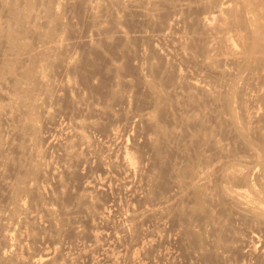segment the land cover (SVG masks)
<instances>
[{
	"label": "bare ground",
	"instance_id": "6f19581e",
	"mask_svg": "<svg viewBox=\"0 0 264 264\" xmlns=\"http://www.w3.org/2000/svg\"><path fill=\"white\" fill-rule=\"evenodd\" d=\"M80 19L85 20L87 25L85 28L90 34L85 29L84 33L87 34L78 38L75 35L79 33L75 24ZM146 26L153 27L154 31L151 29L153 33L148 34L147 31L150 29L146 31ZM160 40L169 42L166 47L171 46L170 48L175 50L172 53L178 56L176 61L183 62L184 66L189 61L192 62L193 58L196 59L193 57L194 54H199V59L193 62L195 64L197 61L199 65L196 64L202 67L201 69L194 65L198 68L196 71L199 72L200 69L202 72L200 78L194 80L193 77L197 78L198 74L191 73L190 69L185 67L192 76L195 75L189 76L193 80L187 79L189 77L185 74L188 72L182 73L181 69L182 72L179 71L181 63L180 66L177 64L176 70V66L170 62L175 61L172 56L174 54L171 55L172 58L168 57L166 55L171 54L167 52L168 48L164 54L160 50L165 46L162 47L161 42L160 47L155 45V42ZM143 41L151 44L150 48H146L148 44H144L147 51L143 49L144 47L135 46L136 42ZM77 45L85 48L83 54L75 53L74 49H83L75 48ZM170 48L169 50L173 51ZM111 54L118 55L119 61L118 58L116 61L113 56L109 57ZM168 58H171L170 61ZM230 66L233 67V71H237L233 72L236 75H230L235 76L234 79L230 78L231 82L228 81L231 85L232 81L237 79V73L241 72L240 74H245L244 80L242 75V79L237 80L244 81L245 86L243 82L241 84L244 87L246 84L247 87L251 86L248 88L251 91L245 88L243 90V86L241 88V85L237 84L240 88H233L234 82L231 87L235 89L234 93L239 90L237 97L240 108L237 106V109H240L241 115H239L241 118H238L242 119L239 120L242 124H239L240 127L238 121L233 120L237 119L236 114L232 115L234 112L229 108L233 106L228 104L232 101L228 100L230 98L227 91L230 89L226 87V91L223 88L226 86L223 82L229 78L227 67L231 68ZM56 74L62 77L56 79ZM75 76L78 79H75ZM208 76L213 79L209 80ZM205 78L212 83H207ZM77 82L87 86L86 88L89 86L94 91L93 94L102 98L100 106L94 100L92 101L96 106L94 102L91 103L93 106L89 105L88 100L91 97L88 96L89 99L85 100L87 94L83 99L84 96L80 95L82 91L79 90L83 88H79L81 85L78 87ZM76 86L79 88L76 89L79 96L75 98L72 93L75 92ZM82 100L86 101L84 105L88 104L91 107L82 106ZM204 101L215 103L218 107L219 105L221 107L222 103L226 104L227 109L233 112L227 110L233 118L228 112L226 118H220L225 115H219L224 107L219 108L217 113L214 104L212 107L207 103L213 108L211 109L206 107L208 106L206 103L203 104ZM59 104L64 105L61 107ZM202 104L206 105L204 107L209 112V109L211 112L214 110L210 112L214 117L212 123L210 113L208 114L210 120L205 118L207 115H202L203 111L200 110L204 108ZM83 107L86 108L85 114H93L89 116L90 118L97 115L98 120L94 118L89 121L79 120L78 117L82 118V115L85 117L84 114L80 115L81 111L84 113ZM87 110L89 111L86 112ZM208 111L205 110V114ZM257 111L261 112L260 115ZM60 112L63 117L60 116ZM55 116L62 118L60 120L65 124H62L64 127L59 126L60 120L58 124L53 122ZM207 120L213 125L207 124ZM48 122L50 125L47 126ZM141 123L148 127L147 133L142 135L152 155L151 151L149 152L151 156L142 151L145 155L137 159L141 153L138 151L140 145L136 146L135 154L134 149L132 150L135 146L128 147L125 133L127 131L130 133L131 125ZM224 124L227 125L225 128ZM85 127H88V130L91 128L89 135L92 128L98 131V134L100 132L106 143L101 139L100 141L99 136L97 142L91 140V135L90 139L87 138L85 135L87 130L86 133L81 131ZM217 128L234 130L232 132L238 140L229 136L232 143L233 139L235 144L240 140L241 147L248 146H245L246 151L241 149L248 153L243 157L249 159L238 157L244 160L245 164L241 163L245 166L248 163L245 161L248 160L250 163L252 159L250 165L252 164L253 168L258 165L257 168H260L261 173L257 182L261 183L262 187L260 184L259 187L262 190L257 185L256 188L262 192L261 195L257 193L258 199L253 196L257 191L256 188L253 189L255 186L252 182L248 181V186L251 183L253 187L246 185L248 184L246 176L252 171L238 163L240 158L239 161L234 160L233 153L237 152L235 148L233 152L232 147L229 149L231 154L228 156L233 157V160L229 157L232 160L229 161V165L233 162L240 164L239 166L223 168V164L219 163L220 157L226 154L228 149L223 147L225 152L222 154L223 148L219 146L221 143L216 144L219 140L216 142L217 139L213 138L215 134H212V137L211 133H215L214 130ZM226 130L224 135L230 132ZM249 134L257 135L256 140L254 136L252 137L254 139L247 138L250 137ZM48 137H52L54 142L48 141ZM211 137L215 144L210 143ZM248 139L255 140L252 143L256 142L258 151H260L258 146L261 151H254L252 146L256 144H251ZM99 141L102 144H97V149L96 143ZM44 143L47 145L43 148ZM208 143L211 146L213 144V149L222 154L219 156L217 153L219 156L217 160L220 158L219 161L214 160L217 163L210 161L211 156H214L210 153L212 149L209 151L210 154L208 153L209 157L207 156V151L211 147L208 148ZM109 144L115 146L112 147L115 149L113 150L110 145L111 150L116 151L115 154L108 150ZM204 145L208 149H202V154L203 150L206 151V155L202 156L199 150ZM192 149L194 152H190ZM49 150L58 151V154L56 152L54 154L55 159L48 154ZM169 150H173L175 156L179 155L180 161L182 160L181 163L180 161L177 163L179 165L176 164L178 156L176 158L172 156L176 159L172 158L175 162L168 158ZM214 150L212 151L215 152ZM195 151L196 154L192 156ZM93 152L97 158L100 176L96 178V174L93 173V178H90V172V176H87L89 173L84 175L86 172L83 176L80 172L81 178L77 180L79 186L75 184L80 190H74L76 193L71 192L74 193L71 195L68 185L73 179L76 182L80 168L78 165L81 166L83 163L90 165L92 162L90 159L92 157L95 159V156L90 155ZM150 159L154 168L149 167L151 169L146 171L143 162L147 161L148 164ZM142 163L145 166L143 169ZM223 163L226 164L228 161ZM257 170L255 169L256 172ZM111 172L121 175L120 178ZM134 176L137 181H134ZM113 179L121 180L122 187L117 186L120 189L126 187L128 191L130 189V195L134 198L132 202L135 200L141 205L137 209L134 203L133 208L131 202L129 206L132 208L124 210L128 206L126 204L125 208L120 209L123 210L120 213L128 212L126 221L125 218L123 220L125 223L127 220L130 222L128 224H131L130 229L127 224V228L123 229L124 221H122L124 226L119 222L120 224H116L120 225L117 226L119 228L113 227L115 223L112 224L114 221L112 215L111 221V217H108L107 212L110 210L105 206L107 202L103 203L105 199L101 201L103 204L100 206V196L103 197L105 192L115 186L112 183L110 189ZM225 182H230L229 186L226 183L228 187L224 186ZM242 184L246 188L240 187ZM230 185L235 186L229 188ZM49 186H53L54 189ZM73 186L72 183L74 189ZM69 187L71 188V185ZM124 191L127 192L126 189ZM67 194L72 199L70 201L73 206L67 204L70 209L66 208L67 205L63 201ZM111 196L106 197L107 201L113 200L112 197L117 198ZM76 212L86 214L89 221L87 231L86 226L85 231L79 228H82L84 223L82 226L79 224L84 221L78 225L71 224L73 214ZM236 213L241 214L239 215L241 218L242 216L249 218H246L248 221L262 222L257 224L254 222L256 225H264V0H0V264H81V257L83 261L88 258L90 260L88 264H93L95 252L99 250V253H104L109 264H120L122 260L127 264H144L143 262L147 261L145 260L148 257L147 252L155 251L159 246L155 245L154 249L153 242L157 240L159 244L158 240L162 238V235L159 239L152 238L153 232L159 230L158 228L155 231L156 227L153 228V232L149 229L147 232L143 231L144 234L141 231V236L139 235L138 229L141 230L138 228L139 225L142 226L148 219H155L159 224L160 220L171 221L174 225L173 230L175 229L181 238L179 242L181 245L185 243L183 245L185 249L181 250L185 252L182 254L188 253L189 257L193 254L199 260L197 264H264V247L260 246L258 249L255 246L254 234L250 233L248 239H245L247 236L243 237L242 241L237 237L240 241L237 243V240H234L237 244L229 240L230 232L232 238L236 232H233V227L229 225L232 221L229 220ZM121 216L120 218H123ZM79 218L76 220L80 221ZM97 219L104 222L103 225H99ZM123 230L128 232L127 249L126 245H123L124 242L121 243L118 234V231L122 233ZM69 233L72 236L74 234V238L82 237L87 240L86 245L81 239L84 246H80L81 240L77 238L79 241L77 246L81 249L76 246L78 250H75L76 248L71 245L75 241H72L66 243L72 247L70 251V248L62 243L63 237L65 235L64 238L68 237ZM126 237H123V241ZM70 238L72 239L71 236L68 239ZM110 241L125 246L124 250L129 252L126 259L123 258V252L126 251L120 253L117 245L118 250L115 253H111V250L116 249L115 244V249L111 246L109 247L111 250L107 249ZM76 243L77 241L74 244ZM107 250H110V253H107ZM120 250H123V247ZM103 253H100V256ZM96 257L97 260L100 259ZM141 257L145 259L142 260ZM96 259L94 264L98 262Z\"/></svg>",
	"mask_w": 264,
	"mask_h": 264
},
{
	"label": "rangeland",
	"instance_id": "374dc122",
	"mask_svg": "<svg viewBox=\"0 0 264 264\" xmlns=\"http://www.w3.org/2000/svg\"><path fill=\"white\" fill-rule=\"evenodd\" d=\"M74 18H75V17H73V20H75ZM75 21H76V20H75ZM75 21H74V22H75ZM79 21H80V22H79ZM84 21H85V20H81V19H80V20L77 21V24H75V26L77 27V32H79V33H76L75 35H76L78 38H79L80 36H83L84 34H87V33H84V32H86V30H87L88 34H90V31H88V29L85 28L87 25H86V22H84ZM78 22H79V23H78ZM77 25H78V26H77ZM83 25H84V26H83ZM85 25H86V26H85ZM80 26H81V27H80ZM76 27H75V29H76ZM139 27H140V26H139ZM147 27H148V29H147ZM149 27H150V28H149ZM78 28H79V29L81 28V29H80L81 31H80ZM87 28H88V27H87ZM152 28H153V27H151V26H146L145 30L147 31V30L150 29L149 32L147 31V33L150 34V33H153V32L151 31ZM85 29H86V30H85ZM78 30H79V31H78ZM152 30H153V29H152ZM153 31H154V30H153ZM80 34H82V35H80ZM139 42H140V41H139ZM139 42H136V43H135V44H136V45H135L136 48H138V47L143 48V47H144V48H143L144 50H145L146 48H150V45H151V44H149V42H148V43H146L147 41H143L144 43H143V42H142V43H139ZM159 42H161V44H162L161 46H162V47H163V45L165 46L164 48H162V49L160 50V52H163V53L165 54V53H166L165 49L167 50V48H168V50H169V48H170L171 46L169 45L170 47H166V46H168V43H169L168 41H167V42H168V43H167L166 40H165V41H164V40H160V41H158V42H155V45L160 47ZM163 43H164V44H163ZM166 43H167V44H166ZM138 44H139V45H138ZM141 44H143V45L140 46ZM144 44H145V45L148 44L149 46L147 45V47L145 48V45H144ZM77 47H79V45L75 46V48H77ZM79 48H83V49H81V50H79V49H74V50H76L75 53H76L77 55L83 54V53L85 52V48H84V47L81 46V47H79ZM170 49H173V48H170ZM77 50L79 51L78 53H77ZM83 50H84V51H83ZM162 50H163V51H162ZM168 50H167V52H168V53L171 52V54H170V53H169V54L167 53L168 55H166V56L171 57V58H172V56H173V60H175V61H172V60L170 61L171 58H168V60H169L174 66H176V70L178 69V65H179V63H181V64H182V65H181L182 67L179 65V66H180V67H179V71L182 70V71H183V72L181 71L182 73H187L188 70L190 69L189 71H191V73H194V74L196 73L195 75L198 74V77H197V76H196L197 78L193 77V76H195V75L192 76V74H191L190 72H188V74H185V75H187L188 77H189V76L193 77L194 80L200 78L199 75L202 74V72L200 71V69H199V72L196 71V69L198 70V68H199L200 66H198L199 64H198L197 61H196L195 64H196V63L198 64V65L196 64V65L198 66V68H197L196 66L194 67V65H195L194 62H193L194 58L192 59V62H191V61H189V62L186 61V62H188V63L185 64V66H184V63H183V62H181V61L179 62V60L176 61L177 58H178V56L175 55V53H172V52H175V50H174V49H173V51H171V50L168 51ZM80 51H81V52H80ZM82 51H83V53H82ZM146 51H147V49H146ZM148 51H149V49H148ZM79 53H80V54H79ZM163 53H161V54H163ZM172 54H174V55H172ZM171 55H172V56H171ZM195 55H196V56H195ZM112 56L115 58V60H116V58L119 57V56L116 55V54H115V55H112V54H111L109 57H112ZM174 56H176V57H174ZM193 57H195L196 59H197V58L199 59L200 55H199V54H198V55H197V54H194ZM122 58H123V57H122ZM174 58H175V59H174ZM119 59H120V58H118L117 60L119 61ZM196 59H195V60H196ZM198 59H197V60H198ZM111 60H113V58H111ZM117 60H116V61H117ZM124 60H125V58L122 59V61H124ZM195 60H194V61H195ZM175 62H177V63H175ZM190 63H191V64H190ZM192 63H193V64H192ZM175 64H176V65H175ZM177 64H178V65H177ZM192 65H193V66H192ZM183 67H184V68H183ZM185 67H186V68L188 67V68H187V69H188L187 71H186ZM230 67H231V66H230ZM182 68H183V69H182ZM191 68H193V69H191ZM200 68L202 69V67H200ZM231 68H232V69H231ZM231 68L227 67V69H229V73H230V74L228 75L229 78L223 82V85H226V86H223V85H222V86H223L224 90H226V89H227L226 87H228V89H230V91H231V92H230L229 90H228V91L226 90V91H227V94H228V98H230V99H228V100H229V101L232 100V101H231L232 103L230 102V103H228V104H230V105L232 104V105H233L232 107L229 105V106H230L229 108H230V109L232 108V111L234 112V114H232V115H235V114H236L235 116H236L237 119H236V120L233 119V120H234V121H238L237 124L239 125V124H240V122H239L240 119H239V118H241V117H240L241 115L239 114V113H240V112H239L240 109H239V110L237 109L238 107L240 108V103H239V101H238V97H237V95H238L237 93H239V92H238L239 90L236 91V93H234V92H235V89L240 88V87L242 88L243 85L245 86V82H244V81H242V82H243V85H241L242 82H241L240 80H237V79H239V78L242 79L243 76H244L245 74H244L243 72H242V73H243L244 75H243V74H240L241 72H240L239 74L237 73V79H236L237 81H236V80H235V81H234V80L232 81V85L235 84L234 87H233V88H235V89H233V88H231V87H232L231 83H229V82H231V79H232L233 76H230V75H231V74H232V75H236V73H233V72H235L236 70L233 71V70H234L233 67H231ZM180 69H181V70H180ZM231 70H232V71H231ZM200 72H201V73H200ZM236 72H237V71H236ZM190 74H191V75H190ZM241 75H242V78H241ZM60 76H61L60 74H56L55 77H56V79H59ZM187 76H185V78H186ZM228 76H227V77H228ZM239 76H240V77H239ZM61 77H62V76H61ZM191 77H189V78H187V79H189V80H193V78L191 79ZM208 77H209V80H210V78L213 79V77H211V76H208ZM76 78L78 79V77L75 76V79H76ZM206 78H207V77H206ZM206 78H205V80H206L207 83H208V82H211V81H208V80H207L208 78H207V79H206ZM230 78H231V79H230ZM234 78H235V76L233 77V79H234ZM212 79H211V80H212ZM93 80H94V79H93ZM243 80H244V78H243ZM212 81H213V80H212ZM226 81H227V82L229 81V82H228L229 84H228ZM233 82H234V84H233ZM235 82H236V83H235ZM77 83L79 84V85L77 84L78 87L81 85L79 88L82 87L83 89H85V88L87 87V86H84L83 84H80L79 82H77ZM211 83H212V82H211ZM211 83H209V84L211 85ZM225 83H226V84H225ZM236 84L239 85V86L241 85V86L238 87ZM227 85H228V86H227ZM229 85H230V86H229ZM77 86H76V88H75V92L73 91V93H72L73 96L75 95V96H74L75 98H76V96H79V95H78L79 93H78V91H77L79 88L77 89ZM83 86H84L85 88H84ZM207 86H208V85H207ZM244 86H243V88H242L243 90H244V88H245L246 90H247L248 88H251V86L247 87V86H248L247 84H246V87H244ZM208 87H211V86H208ZM229 87H230V88H229ZM225 88H226V89H225ZM76 89H77V90H76ZM83 89H79L80 91L83 92V93L80 92V95L82 94V97L84 96L83 99L86 98V94H87V98H86L85 100L89 99L88 96L91 97L90 100H88V101H89V103H88L89 105H91V103H93V102L95 101V102H98L97 104H98V106H100L99 103H100V104L102 103V102H101V101H102V98H101L100 96H97V95L93 94L94 91H92V89H91L89 86H88V88H86L85 91H84ZM87 89H88V90H87ZM89 89H90L91 91H89ZM209 89H211V88H209ZM242 89H241V90H242ZM76 91H77V92H76ZM247 91H251V89H248ZM85 92H86V93H85ZM90 92H92V93H90ZM228 92H229V93H228ZM74 93H75V94H74ZM84 93H85V94H84ZM233 93H234V94H233ZM91 95H94V97L91 96ZM95 96H97V97H95ZM92 98H93V99H92ZM97 98H98V100H100V98H101V100L98 101ZM236 98H237V100H236ZM92 100H94V101H92ZM96 100H97V101H96ZM235 100H236V101H235ZM88 101H87V102H88ZM91 101H92V102H91ZM229 101H228V102H229ZM81 102H83V103H81V104H83L82 106H85V107H86V106L88 105V104H87V105H86V104L84 105V103H86V101H84V100H82ZM95 102H94V105L96 104ZM61 103H63V102H61ZM205 103L207 104V103H209V102H208V101H206V102L204 101L203 104H205ZM203 104H202L203 107L206 106V105H203ZM209 104H210V105L214 104V108L217 110V113H218V111H219L220 109H222V108H221L222 106L224 107L223 109L225 110V112H224V110H223V112H222V110H221V113H219V115L221 114L222 116L225 114V115H224L225 117H224V116H223V117L220 116V118H222V119H223V118H226V114H227L228 111L231 112L229 109H227L226 104H223V103H222V104H221V107H220V105H219V107H218V105L216 106V104H215V103H212V102L209 103ZM209 104H207L208 106H206V107L211 108V106H210ZM62 105H64V104H61V105L59 104V106H61V107H62ZM89 105H88L87 107H91V106H93V104H92L91 106H89ZM95 106H96V105H95ZM235 106H236V108H235ZM237 106H238V107H237ZM63 107H64V106H63ZM85 107H83V108H85ZM115 107H116V106H115ZM203 107H202V108H203ZM212 107H213V105H212ZM216 107H217V108H216ZM233 107H234V108H233ZM200 108H201V107H200ZM219 108H220V109H219ZM88 109H89V108H88ZM204 109L208 111V109H206V108L204 107L203 110L200 109L201 111H203L204 114H203L201 111H200V112L202 113V115H205V116L207 115V117H205V118L207 119V118H208V114L211 112V109H213V108L209 109L210 112L208 111V112H206V114H205V110H204ZM218 109H219V110H218ZM233 109H234L235 111H234ZM85 110H86V108L84 109V113H83L82 111L80 112L81 114L79 113L80 115L84 114L85 117L82 115V118H81V116H80V118L78 117V119H79V120H83V121H85V120H86V121H87V120L89 121V119H90V120H91V119L93 120L94 117H93V118H90L91 116H93V114H89V113H88L89 115H87V114H85ZM216 110H215V111H216ZM227 110H228V111H227ZM88 111H89V110H87L86 112H88ZM213 111H214V110H212V112H213ZM212 112H211V113H212ZM229 112H228V114H230ZM233 112H231V113H233ZM257 112H258V111H257ZM211 113L209 114V116L212 117V114H211ZM222 113H223V114H222ZM260 113H261V112H258L257 114L260 115ZM199 114H200V113H199ZM228 114H227V115H228ZM257 114H256V116L258 117ZM200 115H201V114H200ZM232 115L230 114V116L233 118ZM237 115H238V116H237ZM239 115H240V116H239ZM60 116L63 117L64 115H61V112H60ZM60 116H58V117L55 116V117H54V120H55V121H53V122H55V123L58 124V120L62 119ZM89 116H90V117H89ZM94 116H95V115H94ZM235 116H234V117H235ZM83 117H84V118H83ZM88 117H89V118H88ZM211 117H209V118L211 119L210 122L212 123V122H213L212 119H213L214 117H212V118H211ZM228 117H229V116H227V118H228ZM238 117H239V118H238ZM57 118H58V119H57ZM86 118H88V119H86ZM97 118H98V116L96 115L94 119H95V120H98ZM209 118H208V119H209ZM56 119H57V120H56ZM210 119H209V120H210ZM209 120H207V124L209 123ZM56 121H57V122H56ZM240 121H242V119H241ZM59 122H60V123H59V126L64 127L65 124H64L61 120H60ZM211 123H209V124H211ZM235 123H236V122H235ZM60 124H61V125H60ZM62 124H64V125H62ZM226 124H227V123H226ZM48 125H50L49 122L47 123V126H48ZM137 125H138L139 127H137ZM211 125H213V124H211ZM227 125H228V124H227ZM227 125L224 124L223 127L225 128V126H227ZM240 125H242V124H240ZM240 125H239V127H240ZM131 126H133V127H131ZM131 126H130V133H131V136H132V138H134V137H136V138H134V139L131 138V139H132V140H131V139H130L131 136H130V133H129L128 131L125 133L126 135L123 134V135H125V138H126V139L129 138L128 140L125 139V141L127 142V144L130 145V146L128 145V147H131V148H132L133 146H135V147L137 146V147H138V146L140 145V146H139L140 148L138 147V151H139V152L142 153V151H143L144 153L146 152L145 154H148V155L151 154V155H152V151H151V150H148L149 147H148L147 145H145V143H144V141H143L144 138H143V135H142V134H144L145 132L147 133V131H148V127L146 128L147 125L145 126L144 123H141L140 125H139V124H133V125H131ZM144 127H145V128H144ZM227 127L229 128V125H228ZM137 128H138V129H137ZM214 128L216 129V127H214ZM83 129H84V131H83ZM83 129H81V131H82L83 133H86L85 130H87V133H88V134H87V133L85 134L86 137H87V138L89 137V139H90V135H91V137H92L91 140H94L95 142H97L96 139H98L99 137L102 136V135L100 134V132H99V134H98V131H95L93 128H92V132H90V135H89V131H91V128H90V127H89V130H88V127H85V128H83ZM191 129H192V128H189V130H191ZM226 129H227V128H226ZM226 129L219 130V129L217 128V130H214L215 133L212 131L213 133H211V135H212V134H213V135L215 134L214 137H213V135H212V137H213L214 139H217L216 142H217L218 140H219V141L216 143L215 140H214V143H213V138L211 137V140H212V141H210V143L212 142L213 144H215V143H216V144H219V142H220L221 144H219V146L221 145L222 148L224 147V148H226V150L228 149V152H227L228 154L226 153L227 156H226V154L224 153V152H225V149L223 148L224 150L222 149L221 151H222V154H223V153H224V154H223V155L221 154V155H222V157H220L221 160H220V158L217 160V158H218L219 156H221V155L218 153L219 151L216 152V151L213 149V144H212V146H211L210 143L207 144L208 148H209V146H211V147L209 148V150L207 151V156H208L210 153H211L212 155H214V156H211L210 161L212 160L211 162H214V160H217V161L220 160L221 162L219 161V163L223 164V168H225V167H226V168H229L230 166H231V167H233V166L236 167V166H239L240 164L237 165V163L230 162V163H232V165H231V164L229 165V161H232V160H233L232 155H231V157L228 156L229 154H231V151H229V149H231V147H232L233 149H231V150H232V152H233V151H234V148H235V151H237V152H234L233 154L237 155L236 157H237L238 159L235 157V155H233V156H234V160H238V161H239V158H240V162H238V163H241V162L244 161L241 157H243V155L247 153V152L244 153V151H243L241 148H243V149L246 151V150H247L246 147H248V146L245 145V143L243 142V144H244L246 147L243 146V145H242V147H241L242 142H240V140L237 141L238 138L235 137V135H234L235 133L232 132V131H234V130L231 129V131H230V130H229L230 128L227 129V130H229L230 132L225 133V135H224V132H225L224 130H226ZM93 130H94V131H93ZM137 130H140V131H137ZM189 130H188V131H189ZM227 130H226V132H227ZM133 131H134L135 133H133ZM143 131H144V132H143ZM218 131H221V133L218 132ZM138 132H140V133L138 134ZM149 132H150V131H149ZM149 132H148V133H149ZM216 132L218 133V135H216V134H217ZM146 133H145V134H146ZM219 133H220V135H219ZM231 133H232L233 135H232ZM45 134H46V133H45ZM97 134H98V135H97ZM136 134H137L138 136H137ZM226 134H227V135H226ZM229 134H230V135H229ZM46 135H47V134H46ZM133 135H134V136H133ZM249 135H250V137H247V138H251V139H254V138H255V140H256L257 135H254V134H249ZM93 136L96 137V138H93ZM98 136H99V137H98ZM128 136H129V137H128ZM229 136H232L231 138L234 137V139L237 138V140H236V141H237L236 144L234 143V142H235L234 139H233V143H234V144L232 143L231 138H230ZM253 136H254V138H252ZM255 136H256V137H255ZM97 137H98V138H97ZM127 137H128V138H127ZM227 137H229V138H227ZM123 138H124V136H123ZM100 139L102 140L103 143L105 142V141L103 140V139H104L103 137L99 138V140H100ZM135 139H136V140H135ZM251 139H250V140L248 139V142L250 141L251 144H254V145H255L256 142H255V143H252V142H254L255 140H254V141H253V140L251 141ZM53 140H54V139H53ZM101 140H100V141H101ZM133 140H134V141H133ZM258 140H259V139H258ZM48 141L54 142V141H52V137H50V138L48 137ZM48 141H47V142H48ZM100 141H99L98 143H96V146H97L96 148H97V149H98V145L102 144V142L100 143ZM130 141H131V142H130ZM129 142H130V143H129ZM133 142H137L138 144H137V143H133ZM49 143H50V142H49ZM49 143H48V145H49ZM99 143H100V144H99ZM105 143H106V142H105ZM132 143H133V144H132ZM238 143H239L240 145H239ZM250 143H249V145H250ZM258 143H260V141H259ZM44 144H45V146L42 145L43 148L46 147L47 143H44ZM97 144H98V145H97ZM209 144H210V145H209ZM222 144H223V145H222ZM110 145H111V144L108 145V147H109L108 150H110V151L112 152V154H115L116 151L113 152V151L111 150V148H112L114 145L112 144V145H111V148H110ZM132 145H133V146H132ZM202 145H203V144H202ZM233 145H234V147H233ZM237 145H238V146H237ZM257 145H258V144H256V146H252V149H255L254 151H258ZM259 145H260V144H259ZM204 146H205V147H204ZM204 146H203V147L201 146V147H200L201 149L199 150V151H201V155H202V156L206 155V153H205L206 151H204V150H203V153H204V154H202V149H203V148H204L205 150L208 149L206 145H204ZM235 146H236V147H235ZM135 147H133L132 150L134 149L133 151L135 152V154H137V152H136V151H137V147H136V148H135ZM141 147H142V148H141ZM244 147H245L246 149H245ZM250 147H251V145L249 146V148H250ZM258 147H259V150L261 151L260 146H258ZM96 148H95V149H96ZM113 148H115V146H114ZM113 148H112V149H113ZM135 149H136V150H135ZM140 149H142V150H140ZM172 149H173V148H172ZM210 149L214 150L215 152H213V151L211 150V152L209 153ZM108 150H107V152H109ZM113 150H115V149H113ZM49 151H50V152H49ZM49 151H47V153L49 152L48 154H49V155L51 154V156H52V157L50 156L51 158H54V157L56 156V155H54V154H56V153L58 152V151H55V152H56V153H55L54 150H49ZM51 151L54 152V153L52 154ZM150 151H151V153L149 154ZM171 151L173 152V154H172ZM191 151L194 152L193 149L190 150V152H191ZM252 151H253V150H252ZM260 151H258V152H260ZM97 152H98V150H96V153H97ZM139 152H138V153H139ZM169 152H171V153H169ZM169 152H168V154H167L168 158L171 160V162H172V161L175 162V160H176L175 158H176L177 156L179 157V155L175 156V153H174L173 150H169ZM196 152H197V151H195V153H193V154H192V153H190V154H192V156H193L194 154H196ZM241 152H242V153H241ZM47 153H46V154H47ZM91 153H92V152H91ZM91 153H90L91 156H95L94 152H93L94 155L91 154ZM104 153H105V152H104ZM141 153L138 154L139 156H137V159H138V157L140 158V157H142V156L145 155V154H143V153H142V154H143V155H142ZM176 153H177V152H176ZM199 153H200V152H199ZM208 153H209V154H208ZM217 153L219 154V156H218ZM237 153H238V154H237ZM57 154H58V153H57ZM169 154H171L170 157H169ZM216 154H217V157H215ZM247 154H248V153H247ZM151 155H150V156H151ZM173 155H174V156H173ZM198 155H199V154H198ZM91 156H90V157H91ZM146 156H147V155H146ZM172 156L175 157V158H173ZM207 156H205V157H207ZM225 156H226V157H225ZM238 156H241V157H238ZM245 156H247V155H244V157H245ZM178 157H177V160H176V164L179 163V161H180V157H179V159H178ZM208 157H209V156H208ZM208 157H207V158H208ZM227 157H228V158L230 157L232 160H230V158L227 159ZM244 157H243V158H244ZM248 157H249V155H248ZM172 158L175 159V160H173ZM215 158H216V159H215ZM223 158H224V159H223ZM235 158H236V159H235ZM246 158H247V157H246ZM246 158H244V159H246ZM54 159H55V158H54ZM96 159H97L96 156H95V159H94V157H92V158L90 159V160H92V162H90V165H89V163H86V164L83 163V165L81 164V166L78 165V166L80 167V168H79V167L77 166V167L79 168V171H78V168L76 167V168H77V171H78V175H77L78 178L76 179V182L74 181L75 179L71 180V181H70L71 184L68 185V191H69V193H70L71 195H73L74 193H76V191H79V190H80V189H78V187L76 188V186L78 185L77 180L81 178V176H79V175L81 174L80 172H82L81 175H83L85 172H86V173H85L84 175H86V174H88V173L90 172V173H91V176L93 175V173H94V175L96 174V175H95L96 178H98V176H100V170H99L98 162H97ZM208 159H209V158H208ZM222 159H223V160L227 159V160L223 161ZM247 159H249V158H247ZM250 159H251V158H250ZM90 160H89V161H90ZM251 160H252V159H251ZM251 160H250V163H251ZM89 161H88V162H89ZM151 161H152V159H150V162L148 161V164L150 163L149 165L146 164L147 161H146V162L144 161L143 163H145V166H146V167H147V165H148V167L146 168V167L144 166V164L142 163V169H143V167H145L144 169H145V170H146V169L148 170L149 167H153V166H151V164H152ZM181 161H182V160H181ZM181 161H180V163H181ZM217 161H215L214 163H217ZM227 161H228V163H226V164L223 163V162H227ZM234 162H236V161H234ZM245 162H246V163H247V162L249 163L248 160L245 161ZM96 163H97V164H96ZM243 163H244V162H243ZM243 163H241V165H243L246 169L249 168L248 170H250V171L253 172V173H252V172H251V173L248 172V175H249L250 177H249V176H246V177L248 178V180H247V178H246V181H247V183H248V184H246V185L248 186V185H249V182L251 181V182H252V185L255 186V187H253V186L251 185V183H250V186H248V187H253V189H254V188H256V185L259 187V184H260V187H262L261 183H258L259 181L257 182V180H259V179H257V178L260 177L259 173H261V172H260V168H257L258 165L255 166V164H254L255 167L253 168V165H252V164L250 165V163H249V165H248V163H247V164H246L247 166H245V165H244L245 163H244V164H243ZM252 163H253V162H252ZM84 164H85V165H84ZM94 164H95V165H94ZM235 164H236V165H235ZM91 165H92V166H91ZM96 165H97L98 168L96 167ZM152 165H153V164H152ZM177 165H179V164H177ZM224 165H226V166H224ZM227 165H229V166H227ZM249 166H250L251 168H250ZM86 167H87V168H86ZM240 167H242V166H240ZM240 167H239V168H240ZM90 168H92V169H90ZM96 168H97V169H96ZM153 168H154V167H153ZM242 168H243V167H242ZM245 168H243V170H246ZM252 168H253V169H252ZM89 169H90L91 171H90ZM150 169H151V168H150ZM150 169H149V170H150ZM255 169H256V170L258 169L259 171L257 170V172H256ZM92 170H93V172H92ZM94 170H95V171H94ZM96 170H97V171H96ZM98 170H99V175H97V174H98ZM147 170H146V171H147ZM95 172H96V173H95ZM90 173H89L87 176H90ZM111 173L115 174L116 177L118 176L119 178H120V176H121V175H120V176L117 175V174L114 173V172H111ZM249 173H250L251 175H250ZM257 173H258V175H257ZM255 174H256V175H255ZM84 175H83V176H84ZM94 175H93V176H94ZM115 175H113V177H115ZM252 175H253V176H252ZM254 175H255V176H254ZM91 176H90V178H93V176H92V177H91ZM135 176H137V175H135ZM135 176L133 177V179L135 178ZM256 176H257V177H256ZM258 176H259V177H258ZM79 177H80V178H79ZM116 177H115V178H116ZM118 177H117V178H118ZM88 178H89V177H88ZM254 178L256 179V181H254V180H255ZM251 179H252L253 181H252ZM73 181H74V182H73ZM112 181H113V182L110 183V186H111L112 183H113V185H115V186H113V188H112V186H111L110 189H111V188H112V189H111L110 191L108 190V192H105V193H104L105 195L103 194V195H104L103 197H102V195H101V196H100V200H99V202H100V204H101V203L104 201V199L106 200V201H104L103 203L107 202L105 206H108L107 209L109 208V210H110V211L108 210L109 212H107L108 215H109L108 217L110 218L111 215L113 216V219H112V217H111V218H110V221H111V219L114 220V221H112V224L115 223V225H113V227H115V226L117 227V226H120V225H116V224H120V223L122 224V221H124V220L126 221V219H127L126 217L128 216V212H127V213H125V212L127 211V210H126L127 208H132V207H130V206H131V205L133 206L134 203H135V204L137 205V206H135V207H136L137 209H139V207H141V205L138 204L139 202H136L135 200H134V202H132V200H133L134 198L130 195V189H129L130 187H128L129 191L127 190L126 187L120 189L119 187H122V186L120 185V181H121V180H119V179H115V180H114V179H113ZM116 181H119V182L117 183ZM134 181H137L136 178L134 179ZM248 181H249V182H248ZM114 182H115V184H114ZM72 183H73V185H74L73 187H75L74 189L72 188ZM76 183H77V184H76ZM226 183H228V186H229V183H230V182H225V183H224V186L228 187ZM75 184H76V186H75ZM222 184H223V182H222ZM232 184H233V183H232ZM254 184H255V185H254ZM70 185H71V188L69 187ZM117 185H119V187H118ZM78 186H79V185H78ZM234 186H235V185H230L229 188H232V187H234ZM243 186H244V188H246V186L243 185V184H242L240 187L243 188ZM49 187H51L52 189H54L53 186H49ZM258 187H257V188H258ZM260 187H259V188H260ZM51 188H49V189H51ZM69 188H70V189H69ZM257 188L255 189V190L257 191V192H256V195H253V196H255L256 199L259 198V196H257V193H258V195H261V192H262V191H259V189H257ZM52 189H51V191H52ZM71 189H72V191H71ZM108 189H109V188H108ZM125 189H126L127 192L124 191ZM74 190H76V191L74 192ZM260 190H262V188H260ZM48 191H50V190H48ZM54 191H55V190H54ZM106 191H107V189H106ZM52 192H53V191H52ZM71 192H74V193L72 194ZM111 192H112V194H113L115 197H117V198L112 197V196H113L112 194H108V193H111ZM137 192H138V191H137ZM53 193H54V192H53ZM53 193H52V194H53ZM127 193H129V194H128L129 196L127 195ZM139 193H140V192H139ZM48 194H51V192H48ZM106 194H107V196H106ZM125 194H126V196H125ZM111 195H112V196H111ZM68 196H70V195L67 194V196H66L67 198L64 197V198H63V201H65V204H66V205H67V204H70V206H73V204H72V202H71L72 199L69 198ZM108 196H109V197H108ZM110 196L113 198V200L115 199V201H113V200H108V201H107V199L110 198ZM106 197H108V198H106ZM126 197H127L128 199H127ZM130 197H131L132 199H130ZM68 198H69V199H68ZM129 199H130V201H128ZM70 200H71V201H70ZM116 200H117L118 202H117ZM101 201H102V202H101ZM113 202H114V203H113ZM124 202H125V204H123ZM128 202H129V203H128ZM131 202H132V204H131ZM103 203H102V204H103ZM109 203H110V204H109ZM65 204H64V205H65ZM71 204H72V205H71ZM100 204H99V205H100ZM102 204H101L100 206H102ZM113 204H114V205H113ZM116 204H117L118 206H117ZM126 204H128V206H127ZM129 204H131V205L129 206ZM53 205H54V204H53ZM66 205H65V206H66ZM110 205H111V206H110ZM112 205H113V206H112ZM115 205H116V206H115ZM120 205H121V206H120ZM125 205L127 206L126 208H125ZM139 205H140V206H139ZM70 206L67 205L66 208H69ZM56 207H57V205H56ZM122 207L125 208L124 210H126V211H124L123 213L121 212V213H122V214H121L120 211H123V210H120V209H121ZM135 207L133 206V208H135ZM118 208H119V209H118ZM123 208H122V209H123ZM69 209H70V208H69ZM71 209H72V208H71ZM74 209H75V208H74ZM116 209H117V211H116ZM113 211H114L115 213H114ZM111 213H112V214H111ZM117 213H120V214H117ZM82 214H83V215H82ZM115 214H116V215H115ZM124 214H125V215L127 214V215L125 216ZM238 214H239V213H238ZM71 215H72V214H71ZM73 215H74V216H73L74 219L72 218V223H71V224H73V225H78L79 222L84 221V222H82V224H81V223L79 224V226H82L83 223H84V225L82 226V228H81V227H79V228H80L81 230L85 231V230H84V227L86 226V231H87V228L89 229V225H88V224H89V221H88V219H87L86 214H84L83 212H76V214H73ZM75 215L78 216V217L76 216V219H78L79 216H80V218H79L80 221H79V220L77 221V220L75 219ZM121 215L123 216V218H120ZM239 215H241V214H239ZM239 215H237V213H236V214H235L234 216H232V217H233V218L236 217V216H237V217L234 218V219L231 217V219H233V220H231V219L229 220V221H232V223L230 222L229 225L231 224V226H232L233 228H232L231 226H229V227L232 228V229L234 230L233 232L236 231V232H235L236 235L233 233V236H234L233 238H232V234H231L232 232H230V235H229V236H231V237H228L229 240H231V242H233L234 240H237V237H238V238H240V241H242V240H244L243 237L245 238V237L247 236L245 239H248L249 234L252 233V234H254V235H253V239H254V237H255V239H256V240L254 239V240H255V243H256V244L254 243L255 246H257L258 249L261 248V247L263 248V247H264V227H263L264 225H263V226H262V224H260L261 226H260L259 224L256 225L257 223H260L261 221H258L257 223L254 221L256 224H254V222H252L253 220H251V221L249 220V221H250V222H249L248 220H246L247 217L244 218L245 216H244V217L242 216V218H244L246 221H245L244 219L242 220V218H241ZM122 216H121V217H122ZM124 216H125V217H124ZM238 216H239V218H238ZM84 217H85V218H84ZM108 217H107V218H108ZM124 218H125V219H124ZM70 219H71V217H70ZM86 219H87V220H86ZM121 219H122V220H121ZM123 219H124V220H123ZM247 219H249V218H247ZM73 220H74V221H73ZM97 220H98V219H97ZM235 220H236V221H235ZM237 220H239V221H237ZM241 220H242V221H241ZM70 221H71V220H70ZM75 221L77 222V224H76ZM125 221H124L125 226H124V224H122V225L124 226L123 229H124V228H127V227L129 228V227L131 226V224L128 225V224L130 223V222H128V220H127V223H125ZM163 221H164V220H163ZM163 221L160 220L161 223L159 224V221H158V223H156L157 221H156L155 219H148L147 222L144 221V222H143L144 224L142 223V226L139 225V227H138V228H141V230L138 229V230L140 231V232H139V235H140V236H141V233H142L143 231L147 232V231H149V229H150V231L152 230V232H153V231H154L153 228L155 229V227H156L157 229H155V231H157L158 228H159V230H158V232H153L154 234H153L152 238H154V240H155V239H159V236H161V235H162V238H160V239H163V238H164V239H163L164 241L162 240L163 242H162L160 239L158 240V241H160L159 244H158L157 240H155L156 242H155V241H154V242L152 241V242L154 243V244H152V245H153L152 247H153L154 249H155V247H157L158 245H159V246L155 249V251H154V250H151V252H149V253L147 252V254H148L147 256H148V257L145 256V257H147V259H145V257H144V258H143V257L140 258V259H142V260H143V259L147 260V261H144L143 263H144V264H146V262H147L148 264H150V263H151V264H162V263H163V264H167V263H168V264H175V263H176V264H181L182 262H183L182 264H190L191 262H192L193 264H197V263H199V260H198L196 257H194L193 254H190V257L187 255L188 253H187L186 255H185V253H184V255L182 254L183 252H185V251L181 252V250L185 249V248H184L185 246H183L185 243H182V245H181V242H179L181 238L178 236V234H176L175 229L173 230V228H174L173 223H171V221H169V222H167V221H166V222H163ZM229 221H228V222H229ZM73 222H74V223H73ZM86 222H88V223H86ZM98 222L100 223L99 225H103V223H104V222H102L101 220H98ZM101 222H102V223H101ZM113 222H114V223H113ZM119 222H120V223H119ZM162 222H163V223H162ZM246 222H247V223H246ZM261 223H262V222H261ZM85 224H86V225H85ZM126 224H127L128 226H127ZM248 224H249V225H248ZM252 224H253V225H252ZM263 224H264V223H263ZM87 226H88V227H87ZM111 226H112V225H111ZM126 226H127V227H126ZM140 226H141V227H140ZM254 226H255V228H253ZM258 226H260V227L258 228ZM262 227H263V228H262ZM117 228H119V227H117ZM129 229H130V228H129ZM146 229H148V230H146ZM232 229H229V230H232ZM125 230H127V229H125ZM127 231H128V230H127ZM127 231L124 232V230H123L122 233H119V231H118V234H119V236L121 237V243H122V242L125 243V244L123 243V245H126V249H127V245H128L127 242L129 243V241H128L129 239L126 237L127 234H128ZM141 231H142V232H141ZM120 232H121V231H120ZM123 232H124V233H123ZM126 232H127V233H126ZM145 232H143V234H144ZM173 232H175V233H173ZM247 232H248V233H247ZM125 233H126V235H125ZM143 234H142V235H143ZM252 234H251V235H252ZM68 235H69V236L66 237V238H67V241L65 242V240H66V238H64V237L66 236V235H65V236L63 237V239H62V241L64 240L62 243H65V244H64L65 247L68 246V249L70 248V251H71V248H72V247L76 248L77 244H78V246H79V243H78L79 241L77 240V238L80 239V240L83 239V238H82V237H81V238H79V237L74 238V234H73V236H72L71 233H69ZM122 235H123V236H122ZM237 235H238V236H237ZM70 236L72 237V239L70 238L71 240L68 239ZM156 236H157V238H156ZM123 237H126V239H127L126 242H125V240H126L125 238H124V241H123ZM241 237H242V238H241ZM73 238H74V240H73ZM231 238H232V239H231ZM234 238H235V239H234ZM241 239H242V240H241ZM68 240H69V241H68ZM83 240H84V239H83ZM165 240H166V241H165ZM72 241H75V242L77 241L76 245L74 244L75 242L72 244V243H71ZM167 241H168V242H167ZM183 241L185 242V240H182V242H183ZM238 241H239V240H237L236 242L238 243ZM240 241H239V242H240ZM68 242L71 243V245H73V246H72V247H71V246L69 247V245L66 244V243H68ZM111 242H113V241H110V243H111ZM165 242H167V243H165ZM169 242H170V243H169ZM178 242H179V243H178ZM234 242H235V241H234ZM234 242H233V243H234ZM236 242H235V243H236ZM81 243H82V240H81V242H80V246L83 247L84 245H82L83 243H82V244H81ZM86 243H87V240H86V241L84 240V244H85V245H86ZM161 243H162V244H161ZM237 243H236V244H237ZM114 244H115V246L117 245V246L119 247V250H118V247H117V246H116V249H115ZM114 244L111 243V244H109V246H107V247H108L107 249H110V250H111V248H112V249H115V251H114V250H111V253H112V252L115 253V252H117V250H118L120 253H122V251H126V250H124V249H125V248H124L125 246H123V245L120 244V245L123 247V250H120L122 247H120V245H119L118 243H116V242H114ZM163 244H164V245H163ZM179 244H180L182 247H181ZM112 245H113V246H112ZM155 245H156V246H155ZM160 245H161V246H160ZM258 245H259V246H258ZM78 246H77V247H78ZM110 246H111V248H109ZM128 246H129V245H128ZM154 246H155V247H154ZM179 246H180V247H179ZM260 246H261V247H260ZM113 247H114V248H113ZM177 248H178V249H177ZM78 249H81V248L78 247ZM78 249L76 248L75 250H78ZM157 249H158V250H157ZM167 249H168V250H167ZM179 249H180V250H179ZM72 250H73L72 252L75 253V252H74L75 250H74V249H72ZM110 250H107V253H108ZM99 251H100V250H99ZM99 251H98V252L96 251L95 254H96V256H98V258L100 257V259L97 260V259H96L97 257H96V256L94 257V255H95V254H94V255H93V257H94V260H93V261L95 262V259H96V260L98 261V262H96L97 264H98V263H101V264L104 263V264H105V262H106V264H109L110 262H109L108 260L106 261L107 258L105 259L106 256L104 255V253H103V252H100L101 254L103 253V255H102L103 257H102V256H100L101 254L99 253ZM166 251H167L168 253H167ZM177 251H179V252H177ZM162 252H163V254L166 255V256H163ZM165 252H166V253H165ZM109 253H110V252H109ZM125 253H126V255H125ZM128 253H129L128 251L123 252V258L125 257L124 259H126V256L129 255ZM151 253H152V254H151ZM176 253H177V254H176ZM97 254H99V255H97ZM127 254H128V255H127ZM149 254H150L151 256H150ZM153 254H154V256H152ZM168 254H169V255H168ZM161 255H162V257H160ZM174 255H175V256H174ZM176 255H177V256H176ZM182 255H183V256H182ZM104 256H105V257H104ZM156 256H157V257H156ZM167 256H168V259H167ZM169 256H171V257H169ZM179 256H180V257H179ZM191 256H192V257H191ZM101 257H102V259H101ZM164 257H165V258H164ZM174 257H175V258H174ZM84 258H85V257H83V259H84ZM163 258H164V259H163ZM183 258H184V259H183ZM185 258H187V259H185ZM191 258H192V259H191ZM86 259H87L88 261H86ZM151 259H152V260H151ZM173 259H174L176 262H175ZM194 259H195V260H194ZM81 260H82V257H81ZM81 260H80V263H81V264H83L84 261H85L84 264H88V263H90V260H89L88 258H85L84 261H83V260L81 261ZM100 260H101V261H100ZM104 260H105V261H104ZM149 260H151V262H149ZM172 260H173V261H172ZM186 260H187V261H186ZM163 261H164V262H163ZM168 261H169V262H168ZM91 262H92V261H91ZM94 262H93V264H94ZM123 262H124V263H123ZM165 262H166V263H165ZM174 262H175V263H174ZM177 262H178V263H177ZM91 264H92V263H91ZM120 264H127V263L125 262V260H124V261L122 260V261H120Z\"/></svg>",
	"mask_w": 264,
	"mask_h": 264
}]
</instances>
